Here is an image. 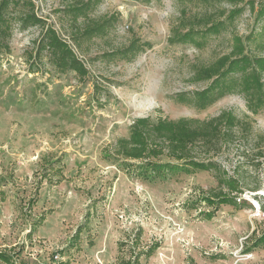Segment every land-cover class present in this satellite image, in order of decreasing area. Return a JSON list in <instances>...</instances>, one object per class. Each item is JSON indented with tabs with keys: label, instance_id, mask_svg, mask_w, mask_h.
I'll use <instances>...</instances> for the list:
<instances>
[{
	"label": "rangeland",
	"instance_id": "rangeland-1",
	"mask_svg": "<svg viewBox=\"0 0 264 264\" xmlns=\"http://www.w3.org/2000/svg\"><path fill=\"white\" fill-rule=\"evenodd\" d=\"M85 1L31 0L83 62L84 78L56 72L45 53L35 56L40 27L13 24L9 50L0 48V253L10 264H116L155 246L140 264H264V246L254 245L264 230V108L251 115L238 93L205 109L177 101L206 86L192 83L194 68L226 54L234 35H248L254 15L246 8L196 49L171 44V29L216 18L231 10L226 3L98 0L75 18ZM104 20V34L84 35ZM135 40L146 44L135 57L113 55ZM223 111L250 123L213 157L230 174L238 166L241 208L205 206L216 188L211 172L150 183L111 160L137 118L205 121Z\"/></svg>",
	"mask_w": 264,
	"mask_h": 264
},
{
	"label": "trees",
	"instance_id": "trees-1",
	"mask_svg": "<svg viewBox=\"0 0 264 264\" xmlns=\"http://www.w3.org/2000/svg\"><path fill=\"white\" fill-rule=\"evenodd\" d=\"M98 0H86L76 8L74 17L89 11ZM144 4L160 0H129ZM205 2L226 3L231 10L221 11L216 18L205 14L200 18H189L171 29L169 42L189 44L196 49L202 48L207 39L218 36L228 24L239 17L247 8L254 15L255 27L246 36L234 35L229 51L208 65L195 67L192 83H205L202 89L177 95L181 104L205 109L218 99L228 94H242L251 115H256L264 108V0L256 8L254 0H203ZM19 7V10H18ZM185 16V11H182ZM182 20V19H180ZM108 20L88 26L85 36L102 35L106 32ZM195 23L198 26L195 27ZM13 24L21 29L40 27L42 32L35 40L36 54L48 56V61L58 73L74 72L79 78L87 75L83 62L76 56L67 42L58 32L47 26L37 15L31 0H0V48L9 50L7 40ZM146 44L132 41L127 47L113 54L119 59L135 57ZM243 123L249 128L250 123L239 119L231 111H223L218 116L205 121L180 118L169 120L149 117L137 118L129 126L128 136L118 138L112 148L111 160L120 169L132 173L144 182L154 183L167 180L179 173L192 174L196 171L211 172L216 181V188L204 198L205 206L227 205L241 208L245 200L243 178L235 166L231 173L221 168L213 160L219 150L231 143L234 129H242ZM246 132V131H245ZM204 157H208L204 158ZM164 159V161H162ZM256 191V188L253 189ZM264 212V203L261 206ZM207 214L206 219H210ZM133 246V242H131ZM255 246H264V230L254 239ZM130 247V250L134 248ZM156 247L149 251L131 252L127 260L120 257L116 264H140L141 255L150 256ZM0 261L10 264L6 254L0 253Z\"/></svg>",
	"mask_w": 264,
	"mask_h": 264
}]
</instances>
